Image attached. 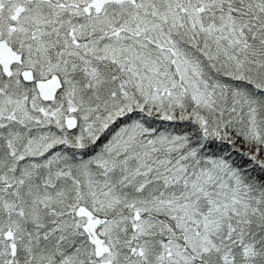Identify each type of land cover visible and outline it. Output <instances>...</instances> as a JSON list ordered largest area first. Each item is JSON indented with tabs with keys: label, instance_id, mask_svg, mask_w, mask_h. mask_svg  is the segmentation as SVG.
<instances>
[{
	"label": "snow or ice",
	"instance_id": "snow-or-ice-1",
	"mask_svg": "<svg viewBox=\"0 0 264 264\" xmlns=\"http://www.w3.org/2000/svg\"><path fill=\"white\" fill-rule=\"evenodd\" d=\"M0 264H264V0H0Z\"/></svg>",
	"mask_w": 264,
	"mask_h": 264
}]
</instances>
